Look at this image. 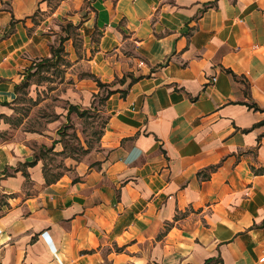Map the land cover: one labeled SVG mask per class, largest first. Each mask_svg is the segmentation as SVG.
Listing matches in <instances>:
<instances>
[{"label": "crops", "instance_id": "0c3cea01", "mask_svg": "<svg viewBox=\"0 0 264 264\" xmlns=\"http://www.w3.org/2000/svg\"><path fill=\"white\" fill-rule=\"evenodd\" d=\"M61 53L69 112L107 87V119L97 149L52 176L45 138L8 119ZM263 255L264 0H0V264Z\"/></svg>", "mask_w": 264, "mask_h": 264}, {"label": "rangeland", "instance_id": "374dc122", "mask_svg": "<svg viewBox=\"0 0 264 264\" xmlns=\"http://www.w3.org/2000/svg\"><path fill=\"white\" fill-rule=\"evenodd\" d=\"M75 40L81 50L82 41ZM72 67L67 55L61 53L58 62L36 70L17 100L14 115L8 119L13 129L21 127L24 132L45 138L48 144H37L36 154L52 176L68 171L97 149L107 119L103 111L107 87L89 104H79V111L69 112L75 103L72 97L78 94ZM81 76L88 75L82 72Z\"/></svg>", "mask_w": 264, "mask_h": 264}, {"label": "built area", "instance_id": "2783aa9c", "mask_svg": "<svg viewBox=\"0 0 264 264\" xmlns=\"http://www.w3.org/2000/svg\"><path fill=\"white\" fill-rule=\"evenodd\" d=\"M213 81L215 82V81H216V78H214ZM260 262H261L262 264H264V255L260 258Z\"/></svg>", "mask_w": 264, "mask_h": 264}]
</instances>
